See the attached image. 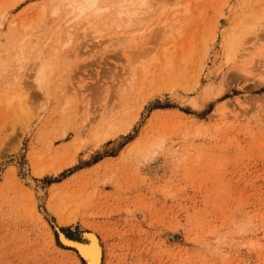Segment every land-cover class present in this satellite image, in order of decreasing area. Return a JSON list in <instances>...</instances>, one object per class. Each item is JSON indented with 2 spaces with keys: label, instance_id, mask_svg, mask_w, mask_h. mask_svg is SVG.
<instances>
[{
  "label": "rangeland",
  "instance_id": "1",
  "mask_svg": "<svg viewBox=\"0 0 264 264\" xmlns=\"http://www.w3.org/2000/svg\"><path fill=\"white\" fill-rule=\"evenodd\" d=\"M48 1L0 0V264H83L60 235L89 232L101 264H264V22L223 54L226 32L264 1L160 0L142 23L115 15L69 33L66 7L42 17ZM178 4L179 46L162 71ZM144 30L140 47L121 41ZM67 34L36 82L39 48ZM142 51L158 55L143 83ZM19 85L24 110L6 105Z\"/></svg>",
  "mask_w": 264,
  "mask_h": 264
},
{
  "label": "bare ground",
  "instance_id": "2",
  "mask_svg": "<svg viewBox=\"0 0 264 264\" xmlns=\"http://www.w3.org/2000/svg\"><path fill=\"white\" fill-rule=\"evenodd\" d=\"M158 1L160 0H49L48 2L42 5V17L51 18V15L56 14L58 11L62 10L63 7H66L67 8L66 16H70V15L73 16L76 22L71 23L70 22L71 20L70 21L68 20L66 21L65 25L60 26L61 27L60 31L61 32L65 31V33H69V31L76 28L79 25L80 20L84 22L86 25H88L92 22L90 21V19L92 20L97 19L102 22H106L110 19V16H115V15L119 19H121V21L126 25H132L133 23H142L141 21L143 20L145 21L148 18V14L150 13L151 9L154 8L155 4ZM180 6L181 5L178 4L174 10H171L169 12V15H171V19H165L163 21V24L168 23L167 24L168 27L163 26L164 28L162 30L165 33L164 36H166L168 40H170V42L168 44L165 43V45L162 46V50H161L162 53H160L161 55L160 58L163 59L162 61L163 65L161 66L162 71L166 70L167 68L169 69L171 67L172 64L171 53L173 49L179 46L177 44L178 43L177 40L179 39L178 37L181 36V33L179 32V28L177 27L174 30L170 29L169 24H171V21L174 22L179 20L178 16L181 13L179 12L178 7ZM161 10H162L161 14H163V12H165V7H163ZM187 11H188V7L186 5L183 6V10H181V12L186 13ZM165 13L167 14V12ZM115 21L116 20H114V22ZM261 22H264V5L260 7L259 13H255L252 16L248 15V17H244V18L242 17L232 26L233 28H231L230 30H228V32H226L223 42V49H224L223 54L225 55V60L232 58L236 54V52H238L239 46L242 42L243 37H245V34L250 33L253 30V28H255V26ZM145 33H147L146 30L142 32H132L129 36L125 38H121V41H127L130 39L132 42H134V44H136L135 45L136 47L137 46L140 47L142 40H145L144 38ZM69 35L71 34H67L66 37ZM212 37L213 36H210V38ZM67 38H68L67 41H61V42H57V44H50V45L45 43L39 48L41 49V51L38 54H43V55H38V57H35L32 62V64L35 65L34 80L36 82L42 81L45 78V71L48 67V60H49L48 56H46L45 54L47 53L46 52V49H48L47 47H49V53H51L52 55L51 58L57 57V55L60 54L61 49L65 45H67L71 40V36ZM36 40L38 41V38H36ZM116 40L120 41V38H117ZM30 41L29 42L32 44L31 47L33 48L37 43L35 42V40H30ZM145 50H147V48ZM185 53H183L180 57V60L182 62H184ZM141 54L140 53L137 54L136 52L137 57L135 59L136 61L134 62L138 66L137 69L140 72L139 74L141 76V81H142L145 80L150 75H151L150 78H152L154 71L151 70V65L154 61L155 62L158 61L157 58L158 55L156 56L153 53L152 57L151 58L148 57L149 58L148 59L145 57L146 55H143L145 54L143 53V51ZM15 59L18 62L16 64V71L20 72L23 70L24 60L27 59L21 47L19 48ZM135 75H137V72L133 71L131 77ZM9 81H10L9 79H5L4 84L9 85ZM143 82L144 81H142V83ZM140 89H142V84L140 86ZM26 95L27 92L24 90V87L19 85L18 89H16V91L7 98L6 105L9 106L13 103H16L15 105L19 107V110H24V105H25L24 102L26 101L25 100ZM114 128L116 127L113 126L112 122H109L108 131L103 132L102 134L103 136L100 139H98V141L102 142L105 139H107V137L110 134L109 131L113 130ZM128 128H129V124H127L124 127V129L122 130L117 129V130L126 132ZM41 171H42L41 169L36 170V172L34 173L39 176L41 174ZM21 180L31 187L33 186L32 175L26 166H24V168L21 169ZM40 193L42 192H39V194ZM86 234H87L86 235L87 238H85V241L71 240L66 238L63 234L60 235V238L65 245L75 248L79 258L83 259L84 262L83 264H101L102 248L99 244L98 237L94 232H89ZM85 249H87L88 255L82 256L81 253L84 252Z\"/></svg>",
  "mask_w": 264,
  "mask_h": 264
},
{
  "label": "snow or ice",
  "instance_id": "3",
  "mask_svg": "<svg viewBox=\"0 0 264 264\" xmlns=\"http://www.w3.org/2000/svg\"><path fill=\"white\" fill-rule=\"evenodd\" d=\"M81 255H82V256H87V255H88V251H87V249H85V251L82 252Z\"/></svg>",
  "mask_w": 264,
  "mask_h": 264
}]
</instances>
